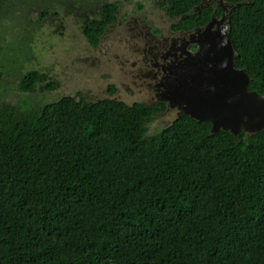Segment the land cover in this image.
<instances>
[{
    "label": "trees",
    "instance_id": "trees-1",
    "mask_svg": "<svg viewBox=\"0 0 264 264\" xmlns=\"http://www.w3.org/2000/svg\"><path fill=\"white\" fill-rule=\"evenodd\" d=\"M198 1L172 0L176 14ZM229 16L235 64L264 93V0ZM44 79L31 70L20 88ZM163 110L0 100V264H264V131L211 134L182 115L149 133Z\"/></svg>",
    "mask_w": 264,
    "mask_h": 264
},
{
    "label": "water",
    "instance_id": "water-1",
    "mask_svg": "<svg viewBox=\"0 0 264 264\" xmlns=\"http://www.w3.org/2000/svg\"><path fill=\"white\" fill-rule=\"evenodd\" d=\"M218 1L219 17L212 13L203 25L135 40L127 47L142 81L137 102L164 103L170 121L182 115L209 121L211 134L223 130L236 137L241 132L254 135L264 131V93L250 89L252 76L235 64L229 16L235 4ZM206 6L201 0L194 9Z\"/></svg>",
    "mask_w": 264,
    "mask_h": 264
},
{
    "label": "flooded vegetation",
    "instance_id": "flooded-vegetation-1",
    "mask_svg": "<svg viewBox=\"0 0 264 264\" xmlns=\"http://www.w3.org/2000/svg\"><path fill=\"white\" fill-rule=\"evenodd\" d=\"M22 1H25L26 8L30 11L32 4L29 2L31 0H19L17 3L21 5ZM200 1L193 5L189 11L176 14L172 0H55L51 4L49 1L43 0V3L39 6L41 9L38 7L37 12L35 10L39 15L37 20H33L28 16L24 18L26 23L28 22L33 28H39L46 21L56 20L57 24H61L63 15H71L75 21H80V30L88 44L89 54L76 58L77 62L90 64L91 67H96L98 66L97 64L101 65L103 63L102 65H105L103 66L104 70L108 68V70L98 74L99 77L105 80V85L102 89H99L100 97L97 99L112 98L127 103H134L137 102V95L141 90L142 81L137 77L136 66L127 52V47L134 43L135 40H141L153 35L157 38H162L171 36L178 31L196 27L197 25L190 28L183 27L184 24L181 21L189 14L208 11L209 17L207 21L212 13H215L218 17L221 15L222 8L218 0H206L207 6L203 10H195L194 7ZM250 1L233 2L224 0V2L235 5L244 2L249 3ZM61 4H64V7ZM232 8H230V11ZM87 32H89L90 36L87 35ZM17 44H15L13 57H11L12 60L10 62L12 66L16 65L17 62L19 67L14 72L22 73L23 63L30 60L31 53L29 48L26 49L21 44L18 47L16 46ZM102 46L106 49L104 53ZM195 47V45H190L188 48L193 50ZM95 51H100L102 55H106V58L101 60L96 55H93L92 52ZM21 57L26 58L22 64L20 63ZM105 61H108V64ZM32 70H38L40 73L45 74L44 81L34 84L31 91H23L20 88V81L31 70L24 71L17 84L16 92H14L15 96H19L21 99L14 101L10 98V100H6L7 102L14 106L26 108L45 105L56 100L46 101V95L58 87V81L44 69ZM0 71L2 72V70ZM3 76L4 73L2 78ZM49 83H52L53 86L46 87ZM64 96H73L77 99L83 98L87 101L93 100L85 98L87 96L80 91L73 95H62L59 98ZM156 116L161 118V122H158L159 126H163L170 121L169 114L164 110L157 111L153 118Z\"/></svg>",
    "mask_w": 264,
    "mask_h": 264
},
{
    "label": "rangeland",
    "instance_id": "rangeland-1",
    "mask_svg": "<svg viewBox=\"0 0 264 264\" xmlns=\"http://www.w3.org/2000/svg\"><path fill=\"white\" fill-rule=\"evenodd\" d=\"M18 1L4 0L0 7V70L4 73L0 82V100L12 98L14 101H19L21 97L15 96L14 93L17 84L22 73L32 69L46 70L59 83L55 90L46 95V101L57 99L62 95H73L79 91L90 100L100 97L99 89L104 87L105 80L98 74L108 68L104 70L103 63L91 67L90 64L77 62L76 58L89 54L88 44L80 30V21H75L71 15H63L61 24L53 20L43 22L39 28H33L28 22L26 23L24 17L37 20L39 15L36 12L43 0H31L30 11L26 8L25 1H22L21 5L17 3ZM46 1L50 4L55 2V0ZM61 6L64 7V4ZM15 44L18 47L20 44L24 45L31 53L30 60L23 63L22 73L14 72L19 67L17 62L13 66L10 62ZM102 49L104 53L106 51L104 46ZM92 53L101 60L106 58V55H102L100 51ZM25 59L21 57L20 63L22 64ZM105 63L108 64V61ZM158 122H161L159 116L149 121L147 124L149 133L159 128Z\"/></svg>",
    "mask_w": 264,
    "mask_h": 264
}]
</instances>
